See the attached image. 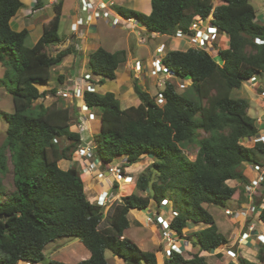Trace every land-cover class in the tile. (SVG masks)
Instances as JSON below:
<instances>
[{"label": "trees", "instance_id": "obj_1", "mask_svg": "<svg viewBox=\"0 0 264 264\" xmlns=\"http://www.w3.org/2000/svg\"><path fill=\"white\" fill-rule=\"evenodd\" d=\"M219 1L214 5L212 0H151L149 15L118 8L120 15L137 19L148 32L166 36L187 34L196 18L212 16V24L227 36L228 46L211 45L220 61L207 49L168 50L164 66L173 77L191 85L181 94L167 81L161 91L163 105L139 85L135 91L141 104L127 110H121L113 93H84L86 105L99 113L101 127L93 143L95 158L104 169L123 156L125 167L145 156L154 159L135 181V188L148 194L123 196L113 209L110 226L100 229L105 208L89 201L79 167H60L83 145L81 135L71 130L78 122L75 113L58 104L34 106L47 95L37 85L48 82L51 68L68 54L51 56L45 51L61 41V2L55 9L58 18L45 26L39 42L29 48L28 32L17 33L10 25L20 1L0 0V62L5 67L0 85L12 97L14 108L12 113H1L7 130L0 149V194L3 177L10 172L6 150L11 154L14 190L0 205L4 217L0 219V264H39L45 260V247L62 237L79 239L90 252L88 259L76 264H109L107 250L125 264H158L154 252L142 251L125 232L132 210L144 211L165 202L177 213L171 228L179 239H190L185 230L191 223L207 227L193 234L198 253L186 258L173 251L164 264H210L200 254L229 243L204 205L224 207L238 198V189L228 182L250 183L241 170L244 163L264 167L259 159L264 157V142L254 141L252 147L242 144L261 134L256 119L248 114L250 104L233 97L250 78L264 74V44H256V39L264 41V23L257 20L251 0ZM125 61V51L99 48L89 56V68L94 75L114 80ZM257 90L260 93L263 88ZM199 131L207 136L198 139ZM55 139L60 143H54ZM194 141L198 152L191 161L183 146ZM154 172L159 173L157 181H153ZM114 186L118 188V183ZM262 204H253V214L264 223ZM257 259L264 262L263 254L259 252ZM239 262L257 264L245 258ZM48 264L65 263L51 260Z\"/></svg>", "mask_w": 264, "mask_h": 264}, {"label": "rangeland", "instance_id": "obj_2", "mask_svg": "<svg viewBox=\"0 0 264 264\" xmlns=\"http://www.w3.org/2000/svg\"><path fill=\"white\" fill-rule=\"evenodd\" d=\"M214 5H217L220 1L219 0H212ZM252 5L256 9V14H257V20L261 21L264 23V0H251ZM148 5V1H147ZM148 8V7H147ZM150 8V5H149ZM116 8H114L115 14L117 11H115ZM134 30L132 34H134L136 37H139V34L146 39L147 43L145 44H135L134 39L132 36H130V32L125 31L123 32V44L124 48H126L125 53L127 56V53L130 54L131 57L137 59V63L140 64H145L149 63L150 58H153L152 56L158 57L156 53L157 48L159 47H164L167 49L164 51V55L167 53L168 49L170 48V44L175 43L174 38L170 39L168 36H154L152 35L145 29L143 31L132 28ZM189 33V32H188ZM227 37V36H226ZM224 38V36H223ZM179 39V38H178ZM183 39H180L182 42ZM224 39L221 41L216 42V48L218 46H222L225 48L228 46V39L223 42ZM184 41L188 43L189 38L184 37ZM104 42V41H103ZM179 43L178 46L185 48L187 44L185 42ZM221 42V43H220ZM106 43V42H104ZM166 45V46H165ZM108 48H113V47H108ZM210 52L214 55V58H216L217 61H220L219 53L218 51H213L210 46H207ZM105 49H107L105 47ZM178 50V48H177ZM109 51V50H108ZM111 52V51H109ZM118 52V51H117ZM111 53H116L111 52ZM128 57V56H127ZM144 60V61H143ZM222 64V62H220ZM88 69V68H87ZM146 70V68H144ZM55 72V74H54ZM54 74V75H53ZM56 74H58V71H52V79L54 80L56 77ZM167 77V78H166ZM170 75H161V79H169L167 80L168 82H171L177 89L179 93L185 92L191 85V82H184L176 77ZM256 77V88L252 87V82L248 83L247 81L243 84V86L239 89L234 91L233 97L236 99H245L249 102L250 108L248 110V114L256 119L257 122V127H259L261 134L264 132V101L259 98L258 96V90L259 87H263L264 89V74H258L255 75ZM0 79H3V76L0 77ZM159 79H157L158 82ZM147 81V80H146ZM148 91L157 97V93L161 91V89L157 88V85L148 86ZM6 88L0 85V109H2L5 112L12 113L14 111L13 108V101L12 97L7 94ZM2 92H5L6 97L1 98ZM95 112V111H94ZM97 112V111H96ZM98 123H93L92 127L90 129L91 134H97L98 129L97 125ZM77 124H75L76 126ZM6 130H7V124L5 123L3 117L1 116L0 113V149L3 145L4 139L6 137ZM86 131L89 132V129L86 128ZM86 131L84 133L82 132L83 136H86ZM89 134V133H88ZM207 135L199 131V137L198 139L202 137H206ZM254 143L253 139H250L248 141H242V144L245 146L252 147ZM198 152V145L197 142L194 141L191 144H187L183 146V153L184 155L191 161H194L196 159V155ZM7 160H8V166L10 167V172L9 174L3 177V186H4V191L3 194H0V205L3 204L5 201L8 200V197L11 193H13V176H12V164H11V154L9 150L5 151ZM259 159L262 163H264V157L259 156ZM84 159L76 158L73 157V165H77L80 167L81 163L83 164ZM153 158L149 156L143 157V160L130 166V167H125V172L128 174L129 182L134 180L136 181V177L139 176V173H143L147 167H150L152 164ZM91 161V160H88ZM120 160L115 161V163H118ZM97 166H98V171H101L102 165L101 163L97 160ZM62 167V166H61ZM101 169V170H100ZM79 172L81 175V178L84 179L83 181L85 182V190L87 193V197L89 199H96V196L98 195V191H107L109 194L114 193V196L110 199L109 203L107 204V207L104 210V218L103 221L100 225V229H106L107 227L110 226V217L112 215L113 209L118 203H121V198L125 195H130L131 193H136L140 196H146L148 193H145L139 189H136L135 187L133 188L132 183H125L121 182V184H118V188L114 187L113 184H109L106 181L99 182V179L97 178V173L93 177L89 178L88 175L84 176L81 172V168H79ZM242 172L250 179L252 177H256V173L253 171L252 165L248 163H244L241 167ZM90 175V174H89ZM93 175V174H92ZM250 175V176H249ZM159 176V173L154 172L153 174V181H157ZM252 177V178H253ZM228 184L231 187H235L238 189V198H233L231 201H229L226 206H214V205H204L206 209L209 210V212L213 215L216 224L219 227V231L226 236L228 239H230L229 245H226L227 249L233 248L236 249L238 247L236 243L237 239V233L233 237V232L235 230H238L239 228H242L245 230L250 229V227H253L254 229H257V232H261L260 234H263L264 236V223H262L259 219L254 218L251 219L250 221H245L236 219L235 217L232 216H227L225 214V211L227 209L237 211L238 209L241 208H252L253 204L259 202L261 199V196H264V185H259L258 187V192L257 196L254 195L252 197H246V193H244L243 189H245L246 185H243L240 181H230ZM128 186V187H127ZM119 195L117 196V194ZM237 196V195H235ZM91 201V200H90ZM92 203H95L91 201ZM264 203V202H263ZM170 207H173L172 204H169ZM157 207L155 204H152L150 209L147 211L143 212H130L129 214V220H130V228L126 230L125 236L128 239H131L142 251L145 252H154L157 257V263L158 264H164V259L166 258V253L164 252V248L166 247L165 244H162L161 238L159 237V231L158 227L155 225H150L148 226L147 223L145 222V219L148 218L152 213H150V210L154 213L156 211ZM253 210V208H252ZM140 213V214H139ZM138 214V216L136 215ZM137 216V220L136 219ZM162 216V215H161ZM135 217V218H134ZM142 217V218H141ZM244 223V224H243ZM252 223H255V226L252 225ZM205 225H193L192 223L188 226V228L185 230V235L189 236L190 239L184 238L180 239L179 242H182L184 245V257L189 258L192 255L196 254L199 252V248L196 247L195 244V237H193V234H195L199 229L203 228ZM255 238V237H254ZM251 241V240H250ZM235 242V244H234ZM256 246H249V245H244L243 247L240 248V252L242 255H245L249 261L255 262L257 264H264V262H261L257 259V256L260 253L263 254L264 256V243L258 242L256 243ZM179 246V244H178ZM263 251V252H262ZM44 254H45V260L39 264H48L51 260L59 261L65 264H76L80 261L86 260L90 257V252L85 248V246L82 244V242L73 237H62L56 239L54 242L48 244L45 249H44ZM106 259L109 264H125L124 260L121 259L120 257L116 256L114 253H112L111 250L106 251ZM202 256H205L206 259L210 264H229L233 263L229 258H225L223 253L220 254H215V253H202ZM223 257V259H221ZM19 264H26V263H19ZM31 264V263H27Z\"/></svg>", "mask_w": 264, "mask_h": 264}, {"label": "crops", "instance_id": "obj_3", "mask_svg": "<svg viewBox=\"0 0 264 264\" xmlns=\"http://www.w3.org/2000/svg\"><path fill=\"white\" fill-rule=\"evenodd\" d=\"M19 1L21 3V7L18 10V12L12 17L10 21V25L12 30L17 33L24 31L28 32L26 46L29 48L34 47L39 42V40L43 35L45 26H47L50 22L58 18L55 11L58 2H61V8H62L61 15L59 17V32H58L61 41L55 45L49 46L48 48L45 49V51L51 56H55L60 52H64V51H68V54L63 58L62 62L59 65L53 66L51 68L50 80L44 84L37 85V88L39 89L40 93H46L47 95L37 100L34 106L43 105L45 107H49L53 104L62 105L66 108L71 109L75 113L74 118L78 119V122L76 123L78 124L83 119L84 114L82 112L86 111L85 110L86 103L84 101V93L86 91L95 92L101 95L107 93H113L120 103L121 110H127L132 107H138L141 104V101L135 91V85H139L143 87L151 96H154L148 91L147 88L149 85L151 86V84L152 86L156 85L157 82L156 77H154L151 74L152 71L151 62L155 58V56H152L153 58H150L149 63L147 62L143 64V69L141 73H139L138 71H136L137 59L131 57L130 54L127 53L128 57L126 56V61L118 67L117 77L114 80L104 78L102 76L94 75L89 68V56L99 48L105 49L106 47L107 49L105 50L106 51L109 50L111 52L126 51L125 50L126 48H124V45L126 43L123 44V40H124L123 32L125 31L130 32L129 35L135 38L134 39L135 44H139L138 37L132 34V32L134 31L132 30V28L143 31L146 29L144 26L141 25L139 27H133V26L113 27L108 20L103 18L97 19L91 17L92 15L90 13L83 12L81 10V4L79 0H19ZM88 1L90 3L92 2V0H88ZM104 1L106 3H109V1H113L115 3V7H114L116 8L115 11H117L116 14H118L121 17L123 16L119 14L118 8L143 13L145 15H149L152 11L151 0H104ZM147 1H148V5H147ZM112 14L115 15V12H112ZM149 33L152 35V37L166 36L151 32ZM168 37L170 39L174 38L175 40L174 41L175 43L170 44L169 46L170 48L168 50H177V48L178 49L182 48L178 46V44L181 42L180 39H183L182 42H185L184 37L182 35L177 34L175 36H168ZM223 39L224 42L225 40H227V37L224 36ZM103 41L106 43H104ZM185 43L187 44V46L183 49L184 51L192 47L189 41L188 43L187 42ZM108 47H113V48H108ZM166 49L167 47L165 48V50ZM144 68H146V70ZM52 71H58V74H56L54 80L52 79ZM4 73H5V67L0 62V77L4 76ZM138 75L141 76L144 75L147 81H145V83H138L136 78V76ZM66 89L69 90L79 89L81 91L82 96L76 97L75 100L73 101L69 99H63L60 96H58V92L60 90H66ZM52 91H55L56 94L55 95L51 94ZM5 92H7V90ZM5 92H2L1 98L2 97L7 98ZM92 110L95 111L94 113L96 114L97 119L93 122L84 123L85 128L89 129V132L86 131L87 132L86 136L80 134L84 143L83 145L94 144L93 140L96 134H91L90 129L92 127V124L98 123L96 124L98 133L101 127L98 111L94 109ZM3 112L5 111L0 109V113ZM71 130L73 132L76 131L75 124L72 126ZM117 160H120L119 162L125 160L126 162L127 158L123 156ZM152 161L154 162V159ZM72 166H73L72 160L71 161L63 160L60 162V167L63 169H69ZM101 169L103 171L105 170L103 167ZM86 175H88L89 178L93 177L92 179H94L95 177L92 174L90 175L86 174ZM252 177H253V173H252ZM252 177L251 179H254V177L253 178ZM97 178L99 179V182L103 181V179H100L99 177ZM132 184H134L133 185L134 188L135 180ZM257 192L258 191H256V196H257ZM100 193H107L109 195V201L114 196V193L109 194L107 191H100V192L98 191L97 193L98 195L96 196V199L88 198L89 201L91 200L98 204ZM118 195L119 193L117 194V196ZM261 199L262 200L264 199L263 195L261 196ZM131 212H135V210H132ZM129 214H128V219H129ZM136 215L138 216V214ZM137 216H135L136 219L134 220H137ZM254 216H255L254 214H251L249 217L250 218L249 221L253 219ZM255 218L257 217L255 216ZM252 225L255 226V223H252ZM206 227L207 226L205 225L201 229H204ZM233 233H234L233 237L237 233L236 243L238 238L241 237L243 233H250V238L247 239V241H243L236 249H234L237 252L239 258H245V259L248 258L245 255L241 254L240 248L243 247L244 245H249L251 247L256 246L257 245L256 243L259 242L257 237L263 235L260 234L261 232L260 233L257 232L256 228L255 229L253 228V231L251 232L249 231V229L244 231V229L239 228L238 230H235V232ZM228 241L230 243V239H228ZM178 244L184 251L183 243L179 242ZM230 249H232V247ZM226 250L227 247L224 246V248L215 250L211 253L220 254L221 252H224ZM202 253L209 254V252H202ZM221 259H223V257H221Z\"/></svg>", "mask_w": 264, "mask_h": 264}, {"label": "built area", "instance_id": "obj_4", "mask_svg": "<svg viewBox=\"0 0 264 264\" xmlns=\"http://www.w3.org/2000/svg\"><path fill=\"white\" fill-rule=\"evenodd\" d=\"M81 4V10L86 13H90L94 18H103L110 22V24L113 27H119V26H133V27H139L142 24L135 18H125L121 17L118 14H112L114 11L115 3L113 1H109V3H106L104 0H92L90 3L88 0H79ZM213 17H208L206 19L202 18H196L195 21L192 23L189 33L182 34L178 33V35H182L183 37L189 38V43L193 48L197 49H209L207 46L215 44L217 41H220L222 38V33L220 30L212 24ZM143 26V25H142ZM79 30V29H78ZM138 43L139 44H145L147 43L146 39H144L141 35L138 37ZM256 44L263 45L264 41L260 39H256ZM165 48L159 47L157 48L156 53L160 56L155 57L151 62V74L156 77V79H159L158 82H156L157 88L161 89V91L164 89L167 80L169 79H161V75H170L171 72L167 69L166 66L163 64V57ZM143 69V64L137 63L136 71L141 73ZM169 77V78H170ZM138 83H145L146 79L144 75H138L136 76ZM167 78V77H166ZM256 77L250 78L247 82H252V87L256 88ZM261 87V86H260ZM263 88V87H261ZM157 93L156 101L158 105H163L165 103L164 96L162 95V92ZM91 92V91H90ZM58 96H60L63 99H69V100H75L76 97L82 96L81 91L79 89H66V90H60L58 92ZM258 96L262 101H264V89L262 92L258 93ZM85 112H82L83 119L76 125V131L79 134L84 133L86 131L85 128V122H93L97 119L96 114L94 111L89 108L87 105L85 107ZM83 141V140H82ZM255 142L262 141L264 142V132L260 134V136L256 139H254ZM54 143L59 144V140L55 139ZM84 144V143H83ZM95 146L93 145H82L79 146L77 151L74 153L73 157L84 159L83 164L81 163L80 167L82 174H93V176L97 173V177L100 179H103V181H106L107 183L111 182L110 178H114V182L120 184L121 182L132 183V181L129 182V176L126 174L125 165L127 164V160L125 162L121 161L119 163H110L107 165L105 170L98 171L97 166V160L95 158ZM91 160V161H88ZM253 171L256 173V177L250 181L248 185L245 186V193L246 197H252L256 195V191L258 190L259 185H262L264 183V167L261 166H252ZM80 171V170H79ZM112 183V182H111ZM113 184V183H112ZM114 185V184H113ZM264 202V199L262 200ZM109 203V195L107 193H100L99 199H98V205L102 207H107V204ZM253 206V205H252ZM157 207V206H156ZM264 207V203L262 205ZM253 208V210H252ZM251 209L248 207L238 209L236 212L230 209H227L225 211V214L227 216L235 217L236 219L248 221L250 218V215L253 214L254 207ZM150 209V208H149ZM147 209V210H149ZM144 210V211H147ZM143 212V211H140ZM150 213H152L148 218H146L145 223H147L148 226L155 225L158 227L159 231V237L161 238L162 244H165L164 252L166 253V256H170L173 251L178 252L180 254H183V249L178 246L179 243V236L178 234L173 231L171 228V224L173 219L177 216V213L173 210L172 207L168 203H163L162 206L157 207L156 211L153 213L150 210ZM162 215V216H161ZM249 231H253V227H250ZM250 238V233H243L241 237L237 240V245L239 246L243 241H247V239ZM258 241L261 243H264V236L260 235L257 237ZM229 245V243L227 244ZM224 254L225 258H229L233 264H240L239 257L237 255V252L234 250V247L232 249H227L224 252H221ZM25 263V262H20ZM27 264V263H26Z\"/></svg>", "mask_w": 264, "mask_h": 264}, {"label": "water", "instance_id": "obj_5", "mask_svg": "<svg viewBox=\"0 0 264 264\" xmlns=\"http://www.w3.org/2000/svg\"><path fill=\"white\" fill-rule=\"evenodd\" d=\"M94 152L97 153V149L96 148H95ZM110 180H111L112 183H114V178L113 177H111ZM3 218L4 217L2 215H0V219H3Z\"/></svg>", "mask_w": 264, "mask_h": 264}, {"label": "clouds", "instance_id": "obj_6", "mask_svg": "<svg viewBox=\"0 0 264 264\" xmlns=\"http://www.w3.org/2000/svg\"><path fill=\"white\" fill-rule=\"evenodd\" d=\"M222 37H223V34H222ZM193 48V47H192ZM115 183V182H114ZM262 201V200H261ZM102 207V206H101ZM104 208H106V207H104Z\"/></svg>", "mask_w": 264, "mask_h": 264}]
</instances>
